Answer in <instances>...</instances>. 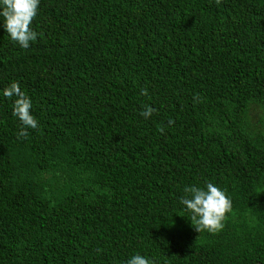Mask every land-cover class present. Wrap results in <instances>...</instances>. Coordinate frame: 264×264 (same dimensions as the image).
I'll return each mask as SVG.
<instances>
[{
  "label": "trees",
  "instance_id": "obj_1",
  "mask_svg": "<svg viewBox=\"0 0 264 264\" xmlns=\"http://www.w3.org/2000/svg\"><path fill=\"white\" fill-rule=\"evenodd\" d=\"M30 26H0L39 122L0 97V264H264V0H40ZM206 182L217 232L179 202Z\"/></svg>",
  "mask_w": 264,
  "mask_h": 264
},
{
  "label": "clouds",
  "instance_id": "obj_2",
  "mask_svg": "<svg viewBox=\"0 0 264 264\" xmlns=\"http://www.w3.org/2000/svg\"><path fill=\"white\" fill-rule=\"evenodd\" d=\"M218 2V0H217ZM40 0H0V21L10 39L21 49H27L31 43H35L38 34L30 26L36 17ZM147 94V89H142ZM0 97L13 98L12 115L16 117L21 127L17 132L18 137L26 138L28 129L33 131L39 127V122L33 114V101L31 97L22 91L18 81H12L3 89H0ZM155 109L145 105L140 115L147 118ZM179 199L186 216L191 220L196 230L217 232L223 227V221L227 213L232 210L231 198L225 191L214 184L206 182L203 187L197 185H185ZM122 264H154V262L140 253H133Z\"/></svg>",
  "mask_w": 264,
  "mask_h": 264
}]
</instances>
